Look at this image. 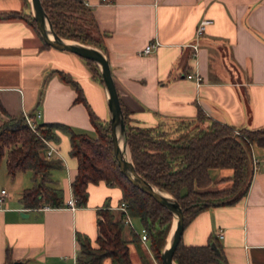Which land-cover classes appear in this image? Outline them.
<instances>
[{
    "label": "crops",
    "instance_id": "0c3cea01",
    "mask_svg": "<svg viewBox=\"0 0 264 264\" xmlns=\"http://www.w3.org/2000/svg\"><path fill=\"white\" fill-rule=\"evenodd\" d=\"M20 1L19 8L18 0H0V10H21ZM83 2L104 34L113 82L133 126L167 129L178 121H195L200 113L204 124L216 121L236 129L264 128V0ZM203 19L211 24L197 37L196 28ZM150 43H156L153 50L141 54ZM54 71L72 77L94 114L109 120L103 85L91 78L83 60L44 47L22 20L0 21L4 109L0 123L7 115L34 117L39 112L38 124H62L94 135L86 107L75 101V90ZM188 75L199 76L200 83ZM55 134L57 140H50L52 159L61 161L62 167L53 170L51 177L63 190L65 207L23 208L20 196L33 186V174L6 172L19 194L14 199L2 188L7 197L0 203V264H76L77 234L96 246L97 211L108 205L116 217L121 213L116 209L122 199L120 188L104 182L88 185L86 206H68L74 199L71 183L77 160L69 154L68 134L58 129ZM251 152L260 166L252 171L246 195L236 203L198 214L184 227L185 246L205 245L213 237L228 264H264V147L251 145ZM231 175V169H210V190L228 187L230 183L222 180ZM133 232L125 225L122 235L130 258H135V263L131 261L142 264ZM139 242L149 251L148 242ZM102 264L111 260L106 258Z\"/></svg>",
    "mask_w": 264,
    "mask_h": 264
},
{
    "label": "trees",
    "instance_id": "16d2710c",
    "mask_svg": "<svg viewBox=\"0 0 264 264\" xmlns=\"http://www.w3.org/2000/svg\"><path fill=\"white\" fill-rule=\"evenodd\" d=\"M22 1L21 10L0 11V21L22 20L39 35L28 1ZM40 2L59 37L96 47L107 55L103 43L104 34L98 30L83 0ZM43 46L50 47L45 43ZM83 61L91 78L102 84L96 65L87 59ZM53 73L77 93L75 101L86 107L94 135L75 132L62 124H38V136L29 128L22 114L7 115L0 123V161L5 160L9 175L30 171L34 180L31 188L22 191L20 204L25 209L65 207L63 190L51 177L53 170L62 167L61 161L44 157L46 146L42 140L56 141L55 130L58 129L68 134L69 154L77 160V172L71 183L76 206H86L89 184L104 182L108 186L120 188L121 202L127 205L129 216L138 220L146 231L150 253L163 264L160 254L172 224L171 214L122 176L113 153L109 121H102L94 114L81 87L72 77L61 71ZM119 102L131 160L137 173L178 201L183 211L184 227L201 212L236 203L246 195L252 178L250 146L264 147V128L236 129L216 121L204 124L205 118L200 113L195 121H178L167 129L138 127L131 124L129 112L120 99ZM3 111L0 103V112ZM213 168L232 170V175L222 180L230 183L228 187L210 190L212 182L209 170ZM108 207L105 205L97 211L100 218L97 220L95 247L86 236L77 234L76 264H102L106 258L111 260V264H134L129 255L128 242L122 235L125 228L124 215L119 213L116 217ZM132 240L139 245L140 239L134 233ZM140 257L142 264H150L144 253H140ZM173 260L176 264H228L213 237L201 246H185L180 240Z\"/></svg>",
    "mask_w": 264,
    "mask_h": 264
},
{
    "label": "water",
    "instance_id": "95a60500",
    "mask_svg": "<svg viewBox=\"0 0 264 264\" xmlns=\"http://www.w3.org/2000/svg\"><path fill=\"white\" fill-rule=\"evenodd\" d=\"M29 11L35 21L38 34L46 45L72 53L80 58L92 61L98 68L102 85L106 94V104L109 114L110 137L113 153L122 176L134 187L151 196L172 216L170 233L160 254L163 264H176L174 252L181 240L184 230V216L178 201L167 192L155 187L140 176L131 160L124 116L120 107L107 56L98 48L80 42L59 37L45 13L40 0H28ZM215 249V246L212 245Z\"/></svg>",
    "mask_w": 264,
    "mask_h": 264
},
{
    "label": "built area",
    "instance_id": "2783aa9c",
    "mask_svg": "<svg viewBox=\"0 0 264 264\" xmlns=\"http://www.w3.org/2000/svg\"><path fill=\"white\" fill-rule=\"evenodd\" d=\"M209 24H211L210 20H208V19L201 20L199 22L197 28H196V36L200 37L205 31V27L208 26ZM155 46H156V43H150V44L146 45L145 48L141 51V54L145 55V54L150 53ZM195 47L196 46H194V48ZM187 78L194 79L197 84L200 83V78L197 75H194V76L188 75ZM24 117H25V120H26L29 128L39 136L38 128H37V126H38L37 120L40 118L39 112H37L34 117L28 116V115H25ZM236 134H239V132L236 131ZM42 140L46 146V149L44 152V157L46 159H52L53 154H54V148L52 147L50 140H45V139H42ZM251 166H252V171L258 169L260 166V161L252 155V152H251ZM6 197H7V194H6L5 190H3V189L0 190V203L3 202V200ZM68 206L71 209H74L75 208V200L74 199L69 200ZM116 209H118L121 213H123L124 224L126 226H128L131 230L134 231L133 224H132V218L128 214L127 205L125 203L121 202L120 205ZM134 233H136V232H134ZM136 234L142 243L147 242V233L143 228L141 229L140 233H136ZM219 237L221 238L222 234H219Z\"/></svg>",
    "mask_w": 264,
    "mask_h": 264
},
{
    "label": "rangeland",
    "instance_id": "374dc122",
    "mask_svg": "<svg viewBox=\"0 0 264 264\" xmlns=\"http://www.w3.org/2000/svg\"><path fill=\"white\" fill-rule=\"evenodd\" d=\"M19 2H21V1L18 0V4L17 5L20 8V3ZM18 9H15V10H18ZM0 11H3V10H0ZM86 20L89 21L88 17L86 18ZM89 29L93 33V35L95 36V32L93 31V29L91 27ZM76 57H78V56H76ZM78 58L83 60L80 57H78ZM6 172L7 171H6V166H5V160L2 159L0 161V190L2 188L5 189L8 193L12 194L13 198L15 199V198L18 197L19 190L16 189V184L12 183V179L7 175ZM132 224H133L134 232L140 233V231L142 229V227L140 225V222L138 220H136V219H133L132 220ZM170 229H171V227H170ZM169 233H170V230H169ZM169 233H168V235H169ZM168 235H167V237H168ZM166 241H167V238H166ZM139 244H140V242H139ZM136 246L139 248L140 253H144L145 257L147 258V260H149L150 264H160L159 261L154 258L152 253L149 254L150 251H148V249L144 245L140 244L138 246V244H137ZM130 247L132 249V246H130ZM131 259L135 263V258L133 256H131Z\"/></svg>",
    "mask_w": 264,
    "mask_h": 264
}]
</instances>
